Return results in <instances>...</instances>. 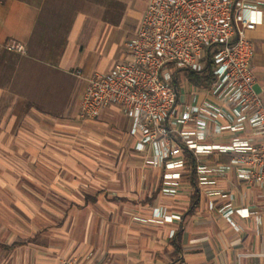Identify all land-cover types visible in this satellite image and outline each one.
<instances>
[{
	"label": "crops",
	"instance_id": "0c3cea01",
	"mask_svg": "<svg viewBox=\"0 0 264 264\" xmlns=\"http://www.w3.org/2000/svg\"><path fill=\"white\" fill-rule=\"evenodd\" d=\"M113 2L0 3V264H59L67 256L100 264H264L263 257L250 255L264 253V184L238 180L231 171L214 186L230 199L209 197L186 174L178 191L166 195L159 170L134 150L128 117L115 107L95 118L80 115L86 77L130 58L124 43L148 0L135 13ZM244 33L252 43L253 87L264 104V11L261 23ZM7 40L25 51L3 49ZM74 119L110 123L114 149L102 158L119 160L82 165L77 151L47 146ZM215 158L228 162L226 155ZM48 191L65 203V215L54 229L32 230V214L47 213L36 207L52 206ZM79 191L83 203L76 202ZM226 201L248 216L233 214L231 225L219 212ZM162 210L179 217L153 220V211Z\"/></svg>",
	"mask_w": 264,
	"mask_h": 264
},
{
	"label": "built area",
	"instance_id": "2783aa9c",
	"mask_svg": "<svg viewBox=\"0 0 264 264\" xmlns=\"http://www.w3.org/2000/svg\"><path fill=\"white\" fill-rule=\"evenodd\" d=\"M263 11L264 0H148L124 43L130 58L86 77L80 115L95 118L115 107L128 117L134 150L159 170L166 195L178 191L186 174L209 197L230 199L214 186L231 171L238 180L264 184V104L253 87L252 43L244 33L261 23ZM2 47L25 51L15 40ZM181 70L197 84L182 81ZM217 155L228 162H218ZM243 211L229 201L219 209L233 226L232 215L247 217ZM178 217L152 213L153 220ZM59 264L100 263L67 256Z\"/></svg>",
	"mask_w": 264,
	"mask_h": 264
},
{
	"label": "rangeland",
	"instance_id": "374dc122",
	"mask_svg": "<svg viewBox=\"0 0 264 264\" xmlns=\"http://www.w3.org/2000/svg\"><path fill=\"white\" fill-rule=\"evenodd\" d=\"M111 1H117L113 3H115V5H117L121 11L123 9H126V10H129L131 13H135L139 11L141 8H143L146 2V0H111ZM119 49L120 51H122V47H119ZM180 78L182 81H185V80L187 82L189 81L193 85L197 84L195 79L191 76V74L188 73V71L181 70ZM185 86H186V82H185ZM71 126L72 127L69 126V127H66L65 129L56 130V133H57L56 136L58 139H55L52 142L50 141V144H48L47 146H49L50 148L54 150H59V151L60 150L65 151L69 149H73L77 151L79 153L78 159L80 163H82V165H86L87 161H94V165H98L100 164V161H102L103 159L108 160V159L102 158V155H106L104 154L105 152L110 151V149H114V148L109 147L108 142H110L109 139L112 138L111 137V135H113L112 132L116 133L115 129L110 123H104L101 125H97V124L91 125V123H87L83 120L74 119L73 124H71ZM114 127L116 126L114 125ZM123 148L125 149V146ZM123 148H120V149H123ZM115 160L118 161L119 158L118 157L115 159L113 158L111 161H115ZM8 192H10L11 194L10 197L12 199L13 193L11 191L3 190V193L6 195H8L7 194ZM79 193L83 194L82 199H81V196H78L80 195ZM79 193L77 195V199L75 198L76 202L83 203V199L85 198L84 196L85 193L83 191H79ZM47 194H48V197L51 198L50 201L52 203V206L44 205L41 207H36V208H40V211L46 210L47 213L45 214L43 213L42 215H40L39 213L32 214L31 216L32 220L33 219L35 220V221L34 220L31 221L32 230L35 229V227H37L40 230L54 229L61 223L59 222L61 215L62 216L65 215V211H64L66 209V207L64 206L65 203H61V204L57 203L58 200L56 201V198L51 191H48ZM77 203H74V204L76 205ZM38 211L39 210H37V212ZM32 212H33V209H32ZM17 214L19 215L20 213H17ZM11 216L17 217V215L15 214ZM36 218L40 219L38 220V222H40L41 220L45 222L35 223L37 222Z\"/></svg>",
	"mask_w": 264,
	"mask_h": 264
},
{
	"label": "trees",
	"instance_id": "16d2710c",
	"mask_svg": "<svg viewBox=\"0 0 264 264\" xmlns=\"http://www.w3.org/2000/svg\"><path fill=\"white\" fill-rule=\"evenodd\" d=\"M3 1H4V0H0V3H2ZM195 77H196V76H195ZM205 78H206V79H209V76L206 75ZM196 203H197V201H196L195 197L192 198V207H193V208L196 206Z\"/></svg>",
	"mask_w": 264,
	"mask_h": 264
}]
</instances>
